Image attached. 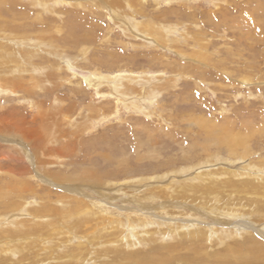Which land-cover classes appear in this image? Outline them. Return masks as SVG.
Segmentation results:
<instances>
[{"label":"rangeland","instance_id":"obj_1","mask_svg":"<svg viewBox=\"0 0 264 264\" xmlns=\"http://www.w3.org/2000/svg\"><path fill=\"white\" fill-rule=\"evenodd\" d=\"M0 44V232L15 231L4 224L21 221L19 229H28L27 239L35 242L23 257L14 252L11 261L54 264L64 258L39 256H54L55 250L67 258L77 236L95 231L102 236L91 250H100L108 230L98 229L99 216H89L88 224L96 223L87 232L76 223L75 214L87 212L79 199L108 201L102 205L114 214L144 205L152 227L124 238L126 246L139 244L137 252L153 246L150 231L175 218L171 223H179L180 232L174 228L164 238L173 244L188 224L208 230L216 218L254 221L263 229L251 215L231 218L204 210L202 216L180 203L171 208L179 214L161 212L155 207L167 197L149 196L145 203L141 197L199 170L264 166V0H0ZM92 73L101 79L97 88L85 79ZM139 89L148 95L144 110L137 100L135 107L129 104ZM222 129L242 143L236 153H228L225 138L206 143L208 134L217 137ZM87 171L91 178H85ZM106 185L111 198L96 193ZM71 186L81 192L66 190ZM236 193L225 197L231 201ZM211 239L218 241L214 250H221L241 238L221 242L215 233ZM75 263L87 264L79 257ZM243 263L264 260L231 264Z\"/></svg>","mask_w":264,"mask_h":264},{"label":"bare ground","instance_id":"obj_2","mask_svg":"<svg viewBox=\"0 0 264 264\" xmlns=\"http://www.w3.org/2000/svg\"><path fill=\"white\" fill-rule=\"evenodd\" d=\"M2 46L3 45L0 44V49L2 48ZM3 47H5V46H3ZM1 55L2 54L0 53V58H1ZM67 68H68V66H67ZM94 75L95 74L92 73V75H88L86 78L85 77L84 78L86 79V81L88 82L89 85L96 87V84L100 83L101 79L96 78ZM121 77H122V75H121ZM126 81H128V80H126ZM105 83H106V81H105ZM2 84H4V83H2ZM133 84H134V82H133ZM1 86L2 85L0 84V90H3L4 88ZM3 86H5V85H3ZM116 87L114 84L113 88L116 89ZM137 93L138 94L136 96H134V99H131L129 101V104H132L134 107L136 106L135 102H134L136 100L138 101V106H141L142 104L144 105L145 104L144 102L147 103V101H148V95L147 94L145 96L142 95L143 92L140 89L138 90ZM111 94H113V93H111ZM149 94H152V91ZM152 97L153 96H151V99H152ZM120 101H121V99H120ZM116 102H117V100H116ZM143 105L141 107L144 110L145 106H143ZM96 117H98V116H96ZM8 121H7V123H8ZM221 131H222V133L218 134L217 137H214L215 134H208L211 136V138H214V140H211V138H210L209 140L206 141V143H208V142H210V143L211 142L223 143V140L225 138L226 143H227L226 149H227L228 153L229 154H231L233 152L236 153L235 152V146L242 145V143L238 140V138H234V137H237L235 134L229 133V131H224V133H223V129ZM206 146L208 147V144H206ZM42 153H41V155H42ZM205 161L208 163L209 159H205ZM236 166H238V165H236ZM255 167H257V168L254 169ZM255 167H250V165L242 164L239 167H237L235 170H233V169L231 170L230 168L229 169L217 168L214 171H211L209 169L199 170L197 172H194L193 175L187 176L186 178H184L185 176L182 178H179L178 180H176V182H173L172 185L168 184V182H167V185H163V186L159 187V190L157 187H155L154 189H157V191H159V192L156 191L155 195L150 194V193L148 194V192H144L143 196H145V197H141V198L144 199L143 203H145V200L149 199V196H150V199H152V197L154 198V197L159 196L158 194L167 197V201L164 204H162V206L155 207V211L157 209L161 212L173 211V213L177 212V214H179V213H181L180 210H171V208H175V207H178L177 205L180 206V204L181 205L184 204L185 206L183 208L191 209L194 211L195 214L199 213L200 215L203 214L204 210H207L208 213L209 212H213V213L217 212L218 213L217 216L220 213H222L224 215L230 214L231 218L236 217L238 215L239 216H241V215L250 216L251 215V217L252 216L255 217L253 219H257V221L260 222L259 224H263L262 230L258 229V227H256L255 224H253L254 221L250 222L249 220L247 221L245 219H241V218L239 219L238 218V222L233 223L229 219L225 220L224 218H220V219L216 218V219H213L214 224L210 226V229L207 228L210 231L206 230L205 226L204 227L199 226L201 224L195 225V227H192L191 224H188V227H190L189 230L186 232L181 230V233L178 234L180 240L174 242L175 244H173V242L171 241L172 242V245H171V244L167 243L168 241H169V243H171L170 240L167 238H166L167 240L166 239L164 240V238H165V236H167L166 234H168L169 231H173L174 228H176V230L179 231V229H177V228L180 226V224L179 223H171V221L172 220L175 221L176 218L169 220L168 222H166V221L164 222L161 220V222H164V227L162 229L160 228V230L150 231L152 233L151 238H153V239H151V241L154 243L153 246H151L148 249L143 250L142 252H137V249H138L137 246H139V244L137 246H135L134 243L131 242V243H127V246H126L125 242H124V238L125 237L127 238L125 233H127V235H128V233L130 232V234H131L134 232L135 229L140 230V228H145V227L147 228V226H149L150 228L152 227L151 220L146 219L145 218V217H147L146 214L144 213L143 210H141V208L144 207V205L143 206H139V205L136 206L133 204V207L132 206L127 207L129 209H127L124 205L123 209L126 208L125 210L127 212L124 211V212H118L117 214H114L110 211L109 206L107 207L105 204L102 205V203H108V201L106 202V201L102 200V203H101L100 201H96V200L84 201L82 199H79V201L82 203L83 207H85L84 209L87 212H82V214L76 213L74 218H76V220L79 221L76 223L85 224V228H86V232H87V231H90L91 228H94L95 223H96V222H94L93 224H88L87 220H89V218H90L89 216H94L95 219L98 218V216H99L100 217L99 219L101 220V222H100L101 224L100 225L98 224L99 226L97 225L98 229L101 230L102 228H106V230H108V233H106V235H104L102 237L103 239H102L101 244H103V243L104 244L101 246V249L95 250V251L91 250V248L93 247L91 244L94 242H97L95 240V238L102 236V235L100 236V234L97 231H95V234H91V235L81 234L80 236H77L76 241L72 244L73 247H71L70 250L67 249V251L65 252V256L67 258H65L64 256H61V255H56V253H54L55 250H53L52 254H55L56 256L55 255L52 256L50 254V256H48V257H46L44 255L39 256V257L41 260H46V261L47 260L50 261V259L60 260V259L64 258L61 261L56 262L54 264H76L75 262L77 260V257H79V261L81 263L84 261L87 263V261H89V260L93 261L95 259L97 262H99L98 261L99 257H106L105 258L106 261H101L98 264H206V263L209 264L211 262L213 264L214 263L215 264H223V263L224 264H231V263H233V261L235 259H237V260L238 259H244L249 263L257 261L260 258L264 260V166H262L263 168L262 167L260 168L258 166H255ZM182 170H183V168H182ZM83 173L85 175V178H91V176H90L91 174L89 175V173H91V171H87V172H83ZM223 173L227 174V177H230V179L234 177L235 181H231L230 179H226L224 176H222ZM53 176L56 177V179L60 178L59 175H53ZM61 178H63L62 175H61ZM196 180H199V182L196 183L197 182ZM176 183H178V184H176ZM70 188L67 187L66 190H70V191H74V192H81V190H78V191L75 190V188L73 186H71ZM92 188L93 187L89 186V189H92ZM98 188L96 190L97 194H99L103 197H107V198L112 197L111 194H106L104 191V189L105 190L109 189V187L107 185L106 186H100ZM119 191H122V190L117 189V192H119ZM171 191L173 192L172 195L174 196V198L168 196V193ZM223 192H226V194L224 195ZM230 192H235V193L237 192L236 195L234 194V197L231 201H229L230 199L229 200L227 199L228 196L230 195ZM110 193H112V192L110 191ZM123 193L134 194V191L129 192V191L125 190ZM66 194H68V195H65V196L73 197L70 193H66ZM4 195H5V193H4ZM203 197H207V199H205L202 203H200L201 199ZM175 198L177 200H173ZM1 199H4V198H1ZM158 199H159V197H158ZM214 200L215 201L218 200L217 206L213 205ZM135 201L138 202V200H135ZM139 203H142V202H139ZM231 206L234 209L233 208L231 209L230 208ZM120 210H121V208H120ZM159 211H158V214H159ZM141 212H143L145 216H142ZM70 215L74 216L72 214H70ZM178 220H181V219H178ZM1 221L2 220H0V223L2 224L3 222H1ZM196 221H198V220H196ZM15 222H16L15 220H10V221L6 222V224H4L7 227H9L10 229H13L15 231L7 232V233L2 232V231L0 232V234H2L0 236V238L2 239V240L0 239V252L2 251V254L0 253V264H16V263H14L15 260L11 261V259H10L13 255V253L16 252L19 254V252H20V256L23 257V256H25V254H23L24 249L29 251L35 245V242L33 240L27 239L28 229H26V230H20L19 229V228H21L20 224H22V222L20 221L19 223H16V224H15ZM70 222H72V221H70ZM153 222H155V221H153ZM1 224H0V227L3 226V224L2 225ZM196 224H198V223H196ZM229 225L231 226V229L226 230V228ZM15 226H17V227L15 228ZM153 226H156V225H153ZM181 227H182V225H181ZM79 229H80V227H79ZM0 230H3V228H0ZM3 233H5V234H3ZM154 233H157V236L158 235L159 236L155 238L154 237L155 235H153ZM215 233L220 235V241L221 242H223L224 240H228V238H230V237H232V239H234L235 237H237V238L240 237L241 239L237 243L234 242V243L226 244L224 249L214 250V246L218 243V241H215V242L212 241L211 237ZM14 234H15V236L12 237ZM135 234L140 236L137 233H135ZM183 234L186 235V237ZM39 235L44 236V233L41 231L38 234V236ZM136 235H134V236H136ZM168 235L170 236V234H168ZM138 236H136V237H138ZM47 237H49V236H47ZM176 237H177V234H176ZM193 237H195L196 240L189 239V238H193ZM170 238H174V237L171 236ZM11 239H13V240H11ZM82 239L86 240V242L85 243L82 242ZM187 239L189 242L188 245H186V243H185ZM127 240H128V238H127ZM144 241H142V242H144ZM164 241H165V243H164ZM206 241H208V242L211 241V243H213V245L210 244L209 245L210 248H208L209 246H207V244H205ZM140 242H141V240H140ZM88 244L91 246L89 249H88ZM113 245H115V246H113ZM51 248H53V247H51ZM185 250L190 251L189 255H187V254L183 255V252ZM3 251L6 253V256L4 255ZM50 251H52V250H50ZM81 251H82V255H76L75 254V253H78ZM93 252L94 253H101V254L95 256L93 254ZM32 256H34V257H30V258L33 261L35 259H38V257H37L38 253L34 252ZM118 256H120L121 259L119 261H116L115 258ZM87 257H89V258H87ZM229 260H231L230 263L228 262ZM33 263H39V262L35 261ZM243 264H246V263H243Z\"/></svg>","mask_w":264,"mask_h":264}]
</instances>
